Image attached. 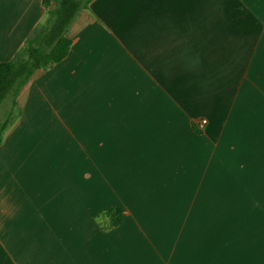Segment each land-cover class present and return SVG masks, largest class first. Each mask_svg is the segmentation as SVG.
Wrapping results in <instances>:
<instances>
[{
	"label": "crops",
	"instance_id": "crops-1",
	"mask_svg": "<svg viewBox=\"0 0 264 264\" xmlns=\"http://www.w3.org/2000/svg\"><path fill=\"white\" fill-rule=\"evenodd\" d=\"M42 1L0 0V63ZM67 36L0 145V264H264V0H93Z\"/></svg>",
	"mask_w": 264,
	"mask_h": 264
},
{
	"label": "trees",
	"instance_id": "trees-1",
	"mask_svg": "<svg viewBox=\"0 0 264 264\" xmlns=\"http://www.w3.org/2000/svg\"><path fill=\"white\" fill-rule=\"evenodd\" d=\"M93 0H43L46 20L31 33L28 42L16 59L0 63V109L10 98L11 108L0 119V145L14 116L16 100L31 77L41 69H47L64 60L72 41L67 32L76 17L89 8ZM104 228L116 227L121 223L118 209H106L99 219Z\"/></svg>",
	"mask_w": 264,
	"mask_h": 264
},
{
	"label": "rangeland",
	"instance_id": "rangeland-1",
	"mask_svg": "<svg viewBox=\"0 0 264 264\" xmlns=\"http://www.w3.org/2000/svg\"><path fill=\"white\" fill-rule=\"evenodd\" d=\"M10 98H8L5 102H4V104H3V106L1 107V109H0V119H2L3 117H5V115L7 114V112L9 111V109L11 108V102H9V101H11V100H9Z\"/></svg>",
	"mask_w": 264,
	"mask_h": 264
},
{
	"label": "built area",
	"instance_id": "built-area-1",
	"mask_svg": "<svg viewBox=\"0 0 264 264\" xmlns=\"http://www.w3.org/2000/svg\"><path fill=\"white\" fill-rule=\"evenodd\" d=\"M206 122H207L206 120H202V121L200 122V125H199V126L202 127Z\"/></svg>",
	"mask_w": 264,
	"mask_h": 264
}]
</instances>
